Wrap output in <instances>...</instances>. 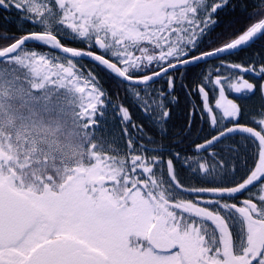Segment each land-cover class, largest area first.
<instances>
[{
	"label": "snow or ice",
	"instance_id": "obj_1",
	"mask_svg": "<svg viewBox=\"0 0 264 264\" xmlns=\"http://www.w3.org/2000/svg\"><path fill=\"white\" fill-rule=\"evenodd\" d=\"M252 7L0 0L20 33L0 37V264H264V57L227 59L264 40V0ZM238 11L248 23L237 30ZM95 69L160 137L183 91L175 146L190 141L191 152L110 105ZM257 93L261 110L246 113L241 103ZM110 116L123 145L97 136Z\"/></svg>",
	"mask_w": 264,
	"mask_h": 264
},
{
	"label": "trees",
	"instance_id": "obj_2",
	"mask_svg": "<svg viewBox=\"0 0 264 264\" xmlns=\"http://www.w3.org/2000/svg\"><path fill=\"white\" fill-rule=\"evenodd\" d=\"M237 3L243 4L247 7V12L251 13L255 11V9L252 7V5L255 3V0H236ZM237 16L240 19V23L236 26V29L243 28L247 23L246 13L241 14L239 11L237 12ZM17 17L15 14H9L4 12L3 10H0V37H3L5 35L7 36H15L19 35L18 31V25L17 23H13L12 21H16ZM227 20V18H225ZM25 31L29 30L27 28L24 29ZM219 30V29H218ZM4 43L3 40H0V46H2ZM67 46L69 47H75V48H82L83 45L73 42H65ZM38 50H44L47 51V49H38ZM264 57V40H258L256 43H254L251 47L243 50L238 56H232L228 57L227 59H230L234 62H247L250 58H257V56ZM221 63L220 60L212 61V64L208 65H200V67L197 69V72L203 71L206 68H211L212 65H219ZM85 64V70L88 68H94V65L92 62L84 61ZM96 75L98 76V79L104 86V88L107 91L108 94V103L110 105L119 107L124 106L128 108L132 120L135 122L136 125H143L144 131L147 132L149 135H151L153 138L161 141L163 145L165 146H174L175 151H179L182 153H190L191 152V146L190 141L181 143L179 146L176 145V141L180 139L184 134V128L186 127V115L188 111V105L189 101L188 98L185 96L183 91H180L178 89V94L180 97L179 106L173 107L171 109V119L167 123V135L164 137H160L158 135L157 129L150 126L149 122L145 119L144 115L142 114L141 110L135 106V104L132 102V99L128 96V94L125 92L123 88L117 87L114 82L109 79L103 71H100L99 69H95ZM250 78V77H247ZM254 80L253 78L251 81ZM191 83V77L188 81ZM163 86L162 82H158L154 85L155 88H160ZM260 99L259 93H257L252 99L246 100L245 102L241 103V107L245 109L246 113H256L259 110V102ZM192 100L195 101L197 104H199V97L193 93ZM238 102H241L238 101ZM198 119V118H197ZM249 121H251V116L249 118L243 117L241 120V123L245 124L246 126H251L249 124ZM115 132L117 133L116 136L119 138V141L121 144H124V140L122 139L121 134V125L118 123L116 119H114L113 122ZM205 133L207 131V124L204 125ZM132 131V128L129 127V132ZM239 137L236 138L235 141H232V143L239 144ZM251 147V145H249ZM180 170V176L181 178L187 183L188 182V176L189 173L185 169H181L180 166H177Z\"/></svg>",
	"mask_w": 264,
	"mask_h": 264
},
{
	"label": "rangeland",
	"instance_id": "obj_3",
	"mask_svg": "<svg viewBox=\"0 0 264 264\" xmlns=\"http://www.w3.org/2000/svg\"><path fill=\"white\" fill-rule=\"evenodd\" d=\"M108 111L111 112L112 108H109ZM113 122H114V118L111 116L108 118L106 122H102L100 131L97 133L98 138L111 139L115 137L119 140V138L116 136L117 133L115 132ZM119 143L121 144L120 141Z\"/></svg>",
	"mask_w": 264,
	"mask_h": 264
},
{
	"label": "flooded vegetation",
	"instance_id": "obj_4",
	"mask_svg": "<svg viewBox=\"0 0 264 264\" xmlns=\"http://www.w3.org/2000/svg\"><path fill=\"white\" fill-rule=\"evenodd\" d=\"M247 77H250V78H248V79L250 80V82H251V79H252V78L255 79L254 77H251V76H247V75H246L245 78H247ZM228 95H229V98H230V99H234V101H236V102H238V101L241 100V95H240V94H236V93H232V94H231V93H229ZM250 99H252V98H250ZM250 99H248V100H250ZM258 102H259V105H258V106H259V110H261V107H262L261 100L259 99ZM246 118H249V116L246 115ZM249 124H250L251 126L255 127V125H253L251 121H249ZM256 130H259V128H257ZM242 198H243V197H242Z\"/></svg>",
	"mask_w": 264,
	"mask_h": 264
},
{
	"label": "water",
	"instance_id": "obj_5",
	"mask_svg": "<svg viewBox=\"0 0 264 264\" xmlns=\"http://www.w3.org/2000/svg\"><path fill=\"white\" fill-rule=\"evenodd\" d=\"M85 60H87V61H91V60H89L88 58H85Z\"/></svg>",
	"mask_w": 264,
	"mask_h": 264
}]
</instances>
